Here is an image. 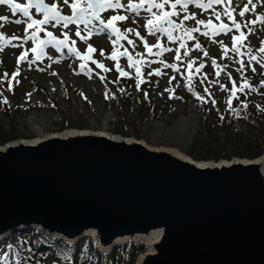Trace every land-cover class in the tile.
Instances as JSON below:
<instances>
[{"label":"rangeland","instance_id":"obj_1","mask_svg":"<svg viewBox=\"0 0 264 264\" xmlns=\"http://www.w3.org/2000/svg\"><path fill=\"white\" fill-rule=\"evenodd\" d=\"M45 1L49 5L56 3L63 14H70L63 0ZM129 2L137 4L140 0H121L124 5ZM199 2L207 4L209 0ZM27 3V0H9L0 4V34L4 40L0 54L5 56L6 62L2 58L7 68L0 74V121L2 128L15 138L38 136L27 121L33 113L37 118L45 117L47 126L41 134L57 131L63 119L74 127L100 129L109 117L108 128L114 133L141 139L151 148L177 149L192 158H195L193 154L203 153L206 158L198 160H215L216 152L229 158L238 157L235 152L248 139L256 140L248 135L253 125H247L233 112L237 97L244 96L248 90L254 98L264 96V52L260 51L264 47V20L259 19L264 16V0H251V3L231 0L230 4L224 0L207 8L189 3L186 11H181V6L177 5L179 14L171 19L183 27H178L177 32L163 25L172 32L173 39H169L166 32L157 31L152 35L146 31L147 20L152 18L146 10L147 4L136 11L125 8L103 11L101 19L105 22L115 15L128 17L125 21L113 22L123 33L122 38L117 39L98 19L93 24L97 27L78 21L68 29L53 26L54 22L41 26L43 31L28 28L24 21L29 18L20 11H12L15 5L23 7ZM246 5L249 9L255 5V10L241 16L242 6ZM164 10L171 11L170 5H165ZM29 11L32 18H43V13L37 12L35 7ZM152 11L158 10L153 8ZM226 11L229 15H225ZM186 15H195V19L185 20ZM16 20L21 23L17 24ZM196 20L205 23H196ZM235 24L240 29L246 28L237 51L228 47L231 36L238 34ZM222 26H227L226 30H221ZM77 28L85 39L75 35ZM192 28L198 31L185 35V30ZM34 32L35 40L31 39ZM48 32L60 40L67 33L69 39L59 46L54 42L41 43ZM135 32H139V36ZM129 40L133 43L129 44ZM21 54L25 58L18 61ZM112 56L115 59H111ZM144 68L149 69L146 72L149 77L158 76L154 84L145 76ZM13 70L18 74L13 78L12 89L10 78L5 79L3 74ZM119 72L128 77L130 97H126L127 85L119 82L120 77H124L118 76ZM145 83L149 86L142 88ZM141 102L149 105L141 107L138 105ZM3 103L11 107L17 103L30 106L25 112L15 110L13 116L8 117L3 112ZM241 103H245L243 98ZM254 132L260 133L258 129Z\"/></svg>","mask_w":264,"mask_h":264},{"label":"water","instance_id":"obj_2","mask_svg":"<svg viewBox=\"0 0 264 264\" xmlns=\"http://www.w3.org/2000/svg\"><path fill=\"white\" fill-rule=\"evenodd\" d=\"M19 142L0 149V237L38 226L104 249L148 241L136 264H264L256 157L203 164L94 134Z\"/></svg>","mask_w":264,"mask_h":264},{"label":"trees","instance_id":"obj_3","mask_svg":"<svg viewBox=\"0 0 264 264\" xmlns=\"http://www.w3.org/2000/svg\"><path fill=\"white\" fill-rule=\"evenodd\" d=\"M243 98L247 100L245 101L247 104H237L236 115L242 116L247 125H253L248 130V135L251 134L249 137L256 140L248 139L243 147L241 146L235 153L242 157H258L264 154V135H262L264 134V96L253 98L251 93L245 92ZM238 99L240 100V98ZM148 105L149 103H142L139 106L146 107ZM4 113L8 117H12L14 112L10 107H6ZM63 120L65 121L62 124L59 123L60 128L57 130L74 127H67L71 125L70 122L66 119ZM2 123L0 121V142L4 143L6 140L9 141L8 139H14V134L5 131L1 126ZM255 129H258L260 133H255ZM191 154H193L192 151ZM193 157L197 158L195 160L206 158L203 153L193 154ZM221 157L229 158V156H222L221 153L216 152L214 158ZM145 249L143 244L122 243L113 246L104 253L93 246L89 236H82L73 244H68L62 239L40 240L35 236L33 228L28 227L14 230L0 240V264H49L50 259H46L48 256L64 262L71 260L73 264H134L137 254Z\"/></svg>","mask_w":264,"mask_h":264},{"label":"snow or ice","instance_id":"obj_4","mask_svg":"<svg viewBox=\"0 0 264 264\" xmlns=\"http://www.w3.org/2000/svg\"><path fill=\"white\" fill-rule=\"evenodd\" d=\"M9 2V0H0V4ZM224 0H209L207 4L200 3L199 0H140L137 4H132L129 2V4L124 5L121 3V0H63V4L67 6L70 9V14L65 15L60 11L59 6L56 3H53L52 5H48L44 2V0H28L27 6H20L15 5L12 8L13 12L20 11L23 13L25 17H28V21H24V23L27 24L28 28L35 27L37 31H43L44 29L41 27L45 24H50L54 22L53 26L60 25L65 29H68L69 25L76 24L78 21H83L85 24H87L89 21L85 20V17H93L95 19L100 20V23L104 25L105 28L111 29L117 36V39L122 38L123 33L120 32V30L115 26L113 23L114 21H125L128 19L127 16L124 15H115L112 16L110 19L105 22L104 19H101L100 13L103 11H107L108 9H120L125 8L127 11H136L137 9L143 7L145 4L148 5L146 10L151 13V17L147 20L146 27L148 28L149 34L154 35L155 32H166L168 34L169 39H173L172 32L168 31V28L163 27L162 25L167 24L171 26L173 29L177 27H183L182 25H177L175 21L171 19L172 16L178 15L179 13L176 11L177 5L181 6V11H186L189 3H196L197 7L199 8H207L211 7L212 3H223ZM228 3H231V0H228ZM249 3H251V0H249ZM165 5H170L171 11H165ZM35 7L37 12L43 13L42 19H35L32 18L31 13L29 11L30 8ZM155 8L158 11L153 12L152 9ZM254 11L255 5H253L252 9H249L247 5L244 7L243 10L240 11V15L243 16L245 12L247 11ZM225 15H229V13L226 11ZM6 19V18H4ZM184 19H195V15L192 16H184ZM217 19H219V16H217ZM260 20H264V16L259 18ZM155 21V22H154ZM17 24L21 23L20 20L15 21ZM256 21H253L255 23ZM196 23L203 24L205 23L203 20H196ZM211 23V21H209ZM227 26H222L221 30H226ZM235 27L239 28L238 24H235ZM126 31L133 32L134 29H126ZM198 31L196 28L192 29H186L185 35H189L191 32ZM137 36H139V32H135ZM215 34V33H214ZM48 37L51 39L45 40L42 43H55L56 46H59L61 44H64L68 39L67 33L64 34V39L60 40L53 36L51 32L47 33ZM75 35L81 36V31L79 28H77ZM207 35V33H205ZM2 36V34H0ZM82 39H85V37H82ZM189 38H191L189 36ZM31 39H36V33L34 32L31 36ZM143 39V37H141ZM235 39V37L233 38ZM74 43V42H73ZM115 43V42H114ZM129 44H132L133 41L129 40ZM4 47V44L0 42V50H2ZM145 47L147 48V42L145 41ZM181 47H184L183 44H181ZM197 47H200L199 44H197ZM91 49V46H89ZM70 51H75V49L70 48ZM165 51H168V49H164ZM35 51V49H33ZM151 49L149 48V52ZM233 51H236V49H233ZM260 51L264 52V47L260 49ZM159 54V53H157ZM207 55V53H205ZM24 54H21V56L18 58V61L20 59H24ZM111 59H115V56L110 57ZM179 59V57H177ZM253 60L256 59L255 56L252 57ZM129 60H131V56H129ZM95 62V61H94ZM215 63V61H213ZM98 67H103V65L98 64ZM174 67V65H173ZM255 71V68L252 69ZM18 73H13V76L17 75ZM126 73L121 72V75H125ZM5 77H7V73L4 74ZM242 90V89H241ZM7 101H5L6 103Z\"/></svg>","mask_w":264,"mask_h":264},{"label":"bare ground","instance_id":"obj_5","mask_svg":"<svg viewBox=\"0 0 264 264\" xmlns=\"http://www.w3.org/2000/svg\"><path fill=\"white\" fill-rule=\"evenodd\" d=\"M109 117L106 118L104 121V123L101 125L100 129H91V128H87V127H82V128H78V127H71V128H66L64 130H57V131H50L46 134H41L42 131L44 130V127L46 128V124H44V120L45 117L44 116H40L39 118L36 117L35 114L30 113L29 116L27 117V121L30 125V127L37 133L38 136L34 137V138H25V137H17L14 138L12 140L6 141L5 143L0 144V149H5L7 146L11 145V144H16V143H20L19 141H26V142H32L35 143L37 141H39L40 139L47 137V136H68V135H73V134H94V135H100V136H109L112 138H122L123 140L126 141H138L140 142L141 139H134L132 137H127V136H121L120 134H115L112 133L109 128H108V122H109ZM16 142V143H15ZM144 145H146L143 141H141ZM147 146V145H146ZM149 149L152 150H165L168 151L170 153H172L173 155L180 157L182 159H193L192 157H190L189 155H187L186 153L177 150V149H171V148H151L149 146H147ZM257 161H259V164L261 166V169L264 173V154H261L260 156L254 158ZM195 160V159H194ZM226 162V159H223ZM229 162L231 161L230 159H228ZM200 163H209L207 160L204 161H200ZM217 163V161H216ZM143 255V254H141Z\"/></svg>","mask_w":264,"mask_h":264}]
</instances>
